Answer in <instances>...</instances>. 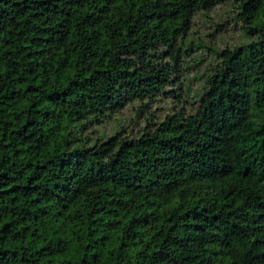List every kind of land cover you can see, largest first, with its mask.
<instances>
[{"label": "trees", "instance_id": "trees-1", "mask_svg": "<svg viewBox=\"0 0 264 264\" xmlns=\"http://www.w3.org/2000/svg\"><path fill=\"white\" fill-rule=\"evenodd\" d=\"M0 264H264V0H0Z\"/></svg>", "mask_w": 264, "mask_h": 264}, {"label": "rangeland", "instance_id": "rangeland-1", "mask_svg": "<svg viewBox=\"0 0 264 264\" xmlns=\"http://www.w3.org/2000/svg\"><path fill=\"white\" fill-rule=\"evenodd\" d=\"M131 116V113L130 111H126V114H125V117H130ZM97 133H103V131H105L106 133H109L110 132V129L109 128H104V129H100V128H96Z\"/></svg>", "mask_w": 264, "mask_h": 264}]
</instances>
